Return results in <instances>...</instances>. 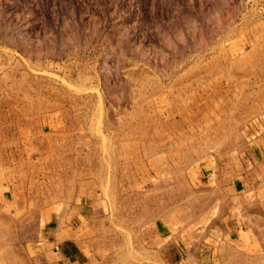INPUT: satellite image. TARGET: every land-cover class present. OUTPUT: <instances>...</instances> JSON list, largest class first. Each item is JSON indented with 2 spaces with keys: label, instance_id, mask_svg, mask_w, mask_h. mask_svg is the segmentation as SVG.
Returning <instances> with one entry per match:
<instances>
[{
  "label": "rangeland",
  "instance_id": "obj_1",
  "mask_svg": "<svg viewBox=\"0 0 264 264\" xmlns=\"http://www.w3.org/2000/svg\"><path fill=\"white\" fill-rule=\"evenodd\" d=\"M262 131L264 0H0V264L76 199L115 261H178Z\"/></svg>",
  "mask_w": 264,
  "mask_h": 264
},
{
  "label": "crops",
  "instance_id": "obj_2",
  "mask_svg": "<svg viewBox=\"0 0 264 264\" xmlns=\"http://www.w3.org/2000/svg\"><path fill=\"white\" fill-rule=\"evenodd\" d=\"M257 134L248 140L240 173L220 191L226 200L211 208L206 228L198 234L200 245L194 251L182 253L183 248L179 249L178 261L172 262L166 257L167 246L147 249L141 256L131 250L115 261L113 249L109 251L98 227L101 206L97 209L86 199H76L65 212L50 219L47 246L58 247L50 255V264H233L234 260L250 264L251 259L263 263L264 133ZM153 231L159 242L166 239L168 228L155 223Z\"/></svg>",
  "mask_w": 264,
  "mask_h": 264
},
{
  "label": "built area",
  "instance_id": "obj_3",
  "mask_svg": "<svg viewBox=\"0 0 264 264\" xmlns=\"http://www.w3.org/2000/svg\"><path fill=\"white\" fill-rule=\"evenodd\" d=\"M240 1H246V2H250L251 0H240ZM54 250H55V251H57V250H58V247H57V246H55V247H54Z\"/></svg>",
  "mask_w": 264,
  "mask_h": 264
}]
</instances>
